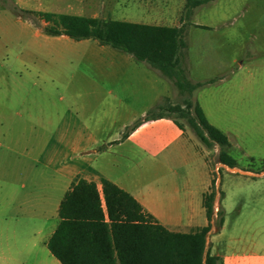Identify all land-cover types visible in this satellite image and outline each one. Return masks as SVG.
<instances>
[{"label":"crops","instance_id":"obj_1","mask_svg":"<svg viewBox=\"0 0 264 264\" xmlns=\"http://www.w3.org/2000/svg\"><path fill=\"white\" fill-rule=\"evenodd\" d=\"M16 1L25 9H43L41 0ZM111 1L115 15L110 17L109 9L102 8L105 0H74L53 13L179 26L185 3ZM26 21L38 35L40 30ZM195 24L190 21L185 38L187 75L193 82L208 81L202 86L213 85L215 92L233 69H226L220 56H201V45H196L201 71L212 66L218 68L216 75L228 73L215 80L216 75L193 76L198 72L191 63L189 36ZM78 41L85 47L58 53L67 66L46 76L40 50L16 54L19 68L6 59L11 56L0 55V264H61L47 240L59 221L61 198L78 179L94 182L103 208L101 179L113 182L168 230L189 232L208 223L202 197L210 191L211 178L203 150L166 111L144 118L172 97L171 81L128 52L92 38ZM202 86L192 93L197 102L194 93ZM223 197L222 225L208 231L210 253L220 256L222 264H264L263 196L244 221L243 234L236 235L234 220L230 235L221 241Z\"/></svg>","mask_w":264,"mask_h":264},{"label":"trees","instance_id":"obj_2","mask_svg":"<svg viewBox=\"0 0 264 264\" xmlns=\"http://www.w3.org/2000/svg\"><path fill=\"white\" fill-rule=\"evenodd\" d=\"M207 1L210 0H185L179 26L47 11L38 14L51 22L42 28L47 35L65 34L73 40L92 38L157 69L180 94L188 95L183 101L184 110L175 105L168 107L169 110L184 117L206 147L217 144L218 160L233 167L235 162L227 152L230 143L226 133L211 124L199 103L190 98L193 90L204 82L191 81L180 65L186 46L185 28L189 24L183 17ZM157 108L159 105L148 110L144 118L158 117ZM174 122L184 128L176 119ZM101 183L104 208L94 182L84 179L72 183L60 200L59 221L47 240V247L61 264H222L221 257L207 248L210 227L214 225L218 230L223 222L221 208L213 219V182V188L202 197L208 223L189 232L168 230L128 192L105 178Z\"/></svg>","mask_w":264,"mask_h":264},{"label":"rangeland","instance_id":"obj_3","mask_svg":"<svg viewBox=\"0 0 264 264\" xmlns=\"http://www.w3.org/2000/svg\"><path fill=\"white\" fill-rule=\"evenodd\" d=\"M72 1L74 0H41L43 9L37 10L22 8L16 0H0V55L6 53L11 56L6 59L12 60L13 68H19L21 65L14 58L16 54L37 49L44 53L42 65L45 76L63 69L67 66V60L59 59L58 53L66 54L82 49L86 42L59 36L60 34L43 33L42 28L51 25V22L42 19L38 13L62 9ZM112 6L114 4L111 0H105L102 7L105 11L109 9V17L115 15L110 10ZM137 6L138 3L135 2V7ZM182 15L183 10L179 15V22ZM183 18L186 23L189 22L184 38H187L191 20L205 26H197L190 31L191 63L195 72H198L193 76L207 77L216 75L218 71V68L212 66L203 67V71L199 69L195 63L196 45H201V56H220L228 65L226 69H233L228 78L217 84L216 87L219 88L215 92H212L213 85H205L198 88L194 96H197L198 103L203 106L207 120L226 133L230 143L227 152L235 166L229 167L221 163L218 160V145L206 147L193 134L185 118L177 111L169 110L168 107L173 105L184 110L183 101L188 97L186 93L180 94L172 82V97L161 100L156 113L166 111L171 114L183 124L185 132L191 134L203 150L210 169L211 185L212 182L214 184L213 219L218 216L224 192L222 203L226 226L220 238L225 241L235 224L234 220L238 221L236 235L239 232L243 234L244 221L250 212L253 213V208L257 207L259 196L264 198V177L259 176L264 175V0H210ZM26 19L40 30L38 35ZM185 51L186 47L182 50L180 65L189 75ZM219 73L214 80L227 76L228 71ZM47 81L50 79L46 78L45 83ZM201 82L205 84L208 81ZM192 93L190 98L193 100ZM253 173L256 176H249ZM211 185L209 189L213 188ZM261 207L264 208V204ZM211 227L215 229L214 225ZM208 246L207 243V248Z\"/></svg>","mask_w":264,"mask_h":264}]
</instances>
